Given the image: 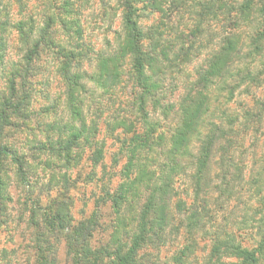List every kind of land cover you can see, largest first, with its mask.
Instances as JSON below:
<instances>
[{"label":"clouds","instance_id":"obj_1","mask_svg":"<svg viewBox=\"0 0 264 264\" xmlns=\"http://www.w3.org/2000/svg\"><path fill=\"white\" fill-rule=\"evenodd\" d=\"M55 2L4 0L9 25L3 29L7 51L0 53V82L5 94L7 81L15 73L23 76L30 61L21 23L36 21L35 42L51 18L58 32L55 43L78 55L67 67L57 50L41 44L43 60L33 58L31 63L46 70L28 80L36 93L27 112L35 115L24 120L8 112L12 124L28 128L4 127V143L23 157L24 171L30 169L41 186L52 185L54 190L41 194L38 188L30 189L21 164L11 154L0 157V181L7 194L0 204V264H176L178 259L183 264H241L232 251L237 246L264 264V115L259 123L244 119V112L260 110L253 98L264 100V60L255 55L252 44L257 34L264 33V0H158L160 12L146 13L142 5L134 4L135 15L129 14L127 0H73L75 15L58 12ZM213 3L214 10H206L205 5ZM61 17L78 20L82 37L69 41ZM101 35L107 43L99 42ZM228 37L238 38L248 55L232 56L224 79L205 83ZM153 45L159 47L151 67L163 75L159 100L143 92L138 71L141 53ZM148 69L144 63L145 72ZM240 70L250 71L253 79L241 83ZM66 72L78 78V86L66 80ZM236 85L230 100L227 89ZM17 94L24 97L19 82ZM201 99H206L207 111L185 137L183 149L173 151L171 135L182 134L183 115ZM240 100H245L243 108L236 107ZM44 105H54L55 110L41 115L38 108ZM177 120L181 122L175 132H167L166 127ZM37 123L67 130L50 136L53 143H68L73 131L82 127L95 136L91 146L80 141L79 147L71 148V165L58 152L39 153L33 159L29 146L45 139L35 131ZM217 126L229 134L217 143L208 162V183L197 194L200 160ZM136 137L162 139L164 146H139ZM97 152L95 160L89 158ZM45 163L53 164L51 171ZM172 166L176 183L164 195L161 189ZM226 170L239 177L230 199L224 194ZM65 178L73 184L67 194L80 195L67 208H59ZM152 197L162 201L172 235L160 240L150 236V242H144L139 239L143 212ZM180 203L207 209L208 235L189 227ZM57 212L71 218L63 229L49 222ZM217 231L218 241L212 235ZM217 247L219 253L214 251Z\"/></svg>","mask_w":264,"mask_h":264},{"label":"trees","instance_id":"obj_2","mask_svg":"<svg viewBox=\"0 0 264 264\" xmlns=\"http://www.w3.org/2000/svg\"><path fill=\"white\" fill-rule=\"evenodd\" d=\"M1 1V0H0ZM149 1L148 7H143V11L146 13H154L160 12L161 9L159 7L158 0H127V7L129 9L130 15L136 14V9L133 7L134 4H142L143 2ZM18 2V1H17ZM22 3V0H19ZM74 3L71 0H59L55 2V6L57 11L64 15H75L78 14L74 9ZM0 53L6 54L7 51V41L3 36V29H5L9 25L8 11L5 6L0 5ZM247 5H245L241 11H245ZM247 18V17H244ZM80 23L78 20L65 21L61 17V28H63L64 32L68 35L69 41L72 40L73 36L82 37L83 29L79 26ZM131 26V25H129ZM19 30L23 34V38L25 42L29 45V58L30 61L28 63V67L24 70L23 76L21 73L13 74L12 78L7 81V94L2 90V82H0V157H6L8 154H11L17 162L21 164V170L24 172V182L28 185L30 189H32V180L34 179V175L31 176V170L24 171L25 165L23 162V157L18 156L15 151L8 147L7 144L4 143V127L10 128H20L25 127L28 128L27 124L19 125L12 124L8 119V112H14L17 116L21 117L24 120H30L35 115V113H28L27 109L30 106L29 101H31L32 96L36 93L35 88L28 83L29 79H35L36 75L42 73L46 69H41L38 65L31 63V59H41L43 57L40 56L41 48L40 45L43 44L44 48H52L53 50H57V55L64 58L66 66L70 67L71 63L75 61L77 58V53L69 52L60 45L55 43V37L58 35V32L55 29V21L49 18L47 28L45 30L40 31V39L38 41H33L34 34L37 31L36 21L34 19H30V21L25 24L21 23L19 26ZM161 37L163 33L157 32ZM138 36L142 37V34H138ZM256 42V40H255ZM34 44V47H33ZM159 46L153 45L147 50L141 53V62L138 64V71L141 77V88L143 92L147 95L152 96L154 99L163 98L164 86H163V75L162 73L154 70L151 67V62L158 55L157 48ZM241 46L238 38L228 37L225 41V45L221 50L220 54L215 58L213 63H211L210 70L205 78V83H209L215 80H223L225 75L228 72V63L232 56H240L241 54ZM79 55H83L80 53ZM3 55H0V67L3 66ZM144 63L149 64V69L147 72L144 70ZM65 78L68 80L70 84H75L78 86V78L71 76L67 72L65 73ZM63 80V78H61ZM17 82H19L20 88L23 89L24 97L21 99L17 94ZM240 82H245V79H240ZM101 83H105L103 80ZM107 86V84L105 85ZM237 87H228V91L230 93L229 99H233L235 96ZM71 99V97H69ZM206 99H201L196 102L194 109L191 113H186L183 115V132L182 134H172L171 135V144L173 151L182 150L184 147L185 137L190 136L194 130L195 124L202 118L204 113L207 111L206 108ZM49 106V105H48ZM43 107L42 111H39L41 115L49 114V107ZM167 110H171L170 107ZM181 122V121H180ZM179 122V124H180ZM178 124V126H179ZM37 130L41 132L45 139L43 142L37 141L32 147L34 150L33 159H37L39 153L50 152V155L58 153H64L67 156L66 163L71 165L72 157H71V148L79 147L80 141L84 140V144L87 146H91V141L94 139L95 133L88 129L87 127H82L80 130L73 131V136L70 138L68 143L63 141H56L53 143L50 140V136L55 133L63 134L66 129L62 127H57L52 125L51 123H37ZM177 126V127H178ZM29 131H33V129L29 128ZM166 130V129H165ZM170 133H174L170 126L168 128ZM36 131V129H35ZM229 133L226 132L222 127H215V131L211 135L209 139V143L205 152L200 160V169L201 173L197 181V194L202 191V186L208 183L207 176V167L209 158L211 157L213 151L217 143L223 140L225 136ZM11 135V134H9ZM136 140L139 142V146L147 147L149 145H154L156 147H163L162 139L160 141H151L147 139H142L141 137H136ZM37 144V146L35 145ZM221 151H224V148H220ZM99 156V152L94 154L93 157L90 156V159L93 158L95 160ZM230 164L235 170L239 169L236 167L234 161H230ZM51 163H45V169L49 170ZM60 167L59 165L56 168ZM170 173L168 177H165L164 188L161 189V192L166 195V191L173 189L175 186V176L177 174L175 166L170 167ZM235 174L231 171L226 170L224 174V184L226 188H224L225 195L229 194L230 189H234ZM231 177V180H229ZM51 185L48 186V189H51ZM53 188V187H52ZM68 191V188H67ZM42 194V193H41ZM231 195V194H230ZM7 198L6 188L2 181H0V204H2L3 200ZM64 198L68 201L67 203H63ZM61 204L58 205L59 208H67L71 204V200L67 199L65 196L60 197ZM179 209L185 213L188 225L191 229H197L201 231V228L204 230L207 229V224L204 222L205 216H207V209H198L193 206L191 209L187 208L183 203L178 205ZM203 212V215L201 214ZM70 217H65L63 214L57 212L49 221L50 223H58L61 229L68 226ZM143 233L139 238L141 241L150 242L149 237H155L156 239H166L165 234L168 230V219L167 215L164 211V205L162 201H157L154 197L149 199L148 204L144 208L143 212ZM208 232H206V235ZM127 235V234H125ZM218 241L219 239V231L212 234ZM139 246V243L137 244ZM224 245H221L223 247ZM262 247H264V243H262ZM216 253L220 252V247L214 249ZM233 254L237 257L238 260L241 261V264H261V261L256 258L254 254H249L248 252L241 250L238 246L232 248ZM123 264V261H122ZM176 264H183V260L178 259Z\"/></svg>","mask_w":264,"mask_h":264},{"label":"rangeland","instance_id":"obj_3","mask_svg":"<svg viewBox=\"0 0 264 264\" xmlns=\"http://www.w3.org/2000/svg\"><path fill=\"white\" fill-rule=\"evenodd\" d=\"M18 2L17 3H20L19 2V0H17ZM59 1V0H58ZM71 2H73V0H71ZM150 3H149V1H147V2H143L141 5L143 6V7H148V5H149ZM0 5L2 6H5L4 5V0H1L0 1ZM74 6V5H73ZM205 7H206V10H208V11H212V10H214V3L213 4H209V5H205ZM149 8V7H148ZM1 9V8H0ZM76 11V9H75V6H74V9H73V11ZM217 11H218V9H216ZM154 13L153 14H156V13H158V12H155V10H152ZM77 12V11H76ZM170 19V18H169ZM244 20L245 21H247V18H244ZM80 27H81V25H79ZM236 25H231V27H235ZM226 39L227 38H225V41H226ZM255 40H256V42H255ZM225 41H224V45H225ZM99 42L100 43H107L108 41H107V39H106V37L104 36V35H101L100 37H99ZM252 44H253V50H254V53H255V55L257 56V57H259V58H261L262 60H264V33H259V34H257V36L255 37V39L252 41ZM224 47V46H223ZM223 49V48H222ZM222 49H220V52H221V50ZM242 50V49H241ZM220 52L218 53V54H216L215 55V57H214V59H213V61L215 60V58L220 54ZM241 55H248V54H244L243 53V50L241 51V54H240V56ZM213 61H212V63H213ZM227 74H228V72H227ZM237 77H238V79L240 80V79H245V81H248V80H252L253 78H252V74H251V72L250 71H248V70H240V71H238V73H237ZM258 79V78H257ZM243 83V82H242ZM253 83H256V80H253ZM55 87H56V89H57V91H59V89H60V83H56V85H55ZM235 87H237V86H235ZM234 98H235V96H234ZM233 98V99H234ZM253 101H254V103L258 106V108L260 109L259 111H251V110H249V111H246V112H244V119L246 120V122L247 123H259L260 122V120H261V116L262 115H264V100H261V99H255V98H253ZM244 103H245V100H240V101H237V105H236V107H238V108H243L244 107ZM48 105H44V106H40L39 108H38V111H42L45 107H47ZM44 107V108H43ZM49 107V109H48V113L49 114H51L54 110H55V106L54 105H49L48 106ZM42 109V110H41ZM221 115L222 116H227L228 115V113L227 112H221ZM179 122H180V120H177L176 122H175V124H171V125H168L167 127H166V131L167 132H169V130H168V128H169V126L174 130L177 126H178V124H179ZM36 131H38L37 130V126H36ZM257 131H259V129H257ZM170 133V132H169ZM171 139V138H170ZM83 142H84V140H82ZM36 146H37V144H35ZM34 146V144H31L30 146H29V151H30V154H31V156L33 157L34 156V150H32V147ZM221 148H223V147H221ZM90 158V157H89ZM57 165H55V167H56ZM53 168V164H51L50 165V168H49V170L48 171H51V169ZM59 168V167H58ZM240 171V169H237V171L235 170V172H239ZM32 173V172H31ZM31 176H33L34 175V179L33 180H35V183H33V180H32V187L33 188H38L39 189V191H40V193H44V191H48V192H51V191H53L54 189L51 187V189L49 190L48 189V186H50V185H45V186H41L40 184H39V180H38V178H36L35 177V174L34 173H32V174H30ZM239 177L238 176H235V179L237 180ZM75 179L76 180H79L80 179V174L79 173H77V175H76V177H75ZM91 178H89V180H90ZM73 187V184L72 183H70V182H68V180H67V178H65V192H62V193H59V197H62V194H63V196H65L67 199H70L72 202H74V200L75 199H78L79 198V193H75V195L74 196H69L68 194H67V188L68 189H70V188H72ZM224 188H226V186H225V184H224ZM73 191H74V189H73ZM34 194V193H33ZM224 194H225V192H224ZM231 194V195H230ZM235 194V188L234 189H230L229 190V194L227 195L228 197H229V199L233 196ZM223 210V207L221 206V211ZM206 224V223H205ZM207 229H208V226H207ZM207 229H203V228H201V231L202 232H204L205 234H206V232H207ZM177 233H178V230H175ZM125 234H127L126 232H125ZM172 235V233H170V232H168V230H167V232H166V234H165V237H170ZM208 235V234H207ZM241 239H243V238H241Z\"/></svg>","mask_w":264,"mask_h":264}]
</instances>
